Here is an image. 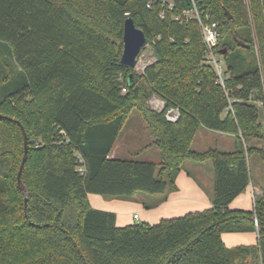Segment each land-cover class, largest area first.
I'll list each match as a JSON object with an SVG mask.
<instances>
[{
	"label": "trees",
	"instance_id": "obj_1",
	"mask_svg": "<svg viewBox=\"0 0 264 264\" xmlns=\"http://www.w3.org/2000/svg\"><path fill=\"white\" fill-rule=\"evenodd\" d=\"M175 2L162 18L156 0H0V46L13 59L0 70V264H264V193L253 210L230 207L252 183V156L264 165L253 144L264 140V0L198 2L219 25L223 84L197 20L175 19L190 0ZM129 16L156 57L143 74L121 64ZM133 109L160 164L109 158ZM201 128L234 136L235 149L193 150ZM185 161L211 163V208L120 227L90 204L177 191ZM256 219V244L225 245L226 233L257 232Z\"/></svg>",
	"mask_w": 264,
	"mask_h": 264
},
{
	"label": "crops",
	"instance_id": "obj_2",
	"mask_svg": "<svg viewBox=\"0 0 264 264\" xmlns=\"http://www.w3.org/2000/svg\"><path fill=\"white\" fill-rule=\"evenodd\" d=\"M203 129L205 128H201L198 131L196 137L202 133ZM211 132L216 131L208 130L207 132H203L204 134L200 135V140L207 141L211 139ZM136 133L133 134V136L139 138V133ZM218 133L222 135L223 138H220V140L223 141L224 145L229 144L230 147H232V139L235 137L226 133ZM146 135L149 142L147 144L150 145V143H153V140H150L148 134ZM117 148L118 146L116 145L109 155V158L124 160L118 156ZM141 150H143V148ZM147 151H149L150 155L145 162L161 163L160 151L157 152L152 146ZM250 168L252 183L245 194L231 203L230 207L233 210H253L255 198L264 193V185L255 182L251 162ZM213 177L214 173L210 162L199 163L195 161H185L181 170L176 174L175 182L177 191H168L152 200H148L149 198L138 199L136 194L131 200L89 195V201L94 209L115 213L117 215V225L120 227L135 223L154 225L164 219L183 216L190 212H201L211 208L214 186ZM135 215L139 216V221L134 220ZM257 239V232L226 233L223 235V241L228 247L253 245L257 243Z\"/></svg>",
	"mask_w": 264,
	"mask_h": 264
},
{
	"label": "rangeland",
	"instance_id": "obj_3",
	"mask_svg": "<svg viewBox=\"0 0 264 264\" xmlns=\"http://www.w3.org/2000/svg\"><path fill=\"white\" fill-rule=\"evenodd\" d=\"M0 70L2 69V59H5L7 62L13 63V59L10 57L9 54L4 53L2 55V48L3 51L6 49L3 46H0ZM123 53V50H122ZM146 59L145 62H153L156 57L153 53V50L150 47H147L144 50ZM157 98H153V101ZM150 101L148 104L149 106L154 109V105H152ZM257 106L261 109V121L264 124V106H262V103L257 104ZM155 110V109H154ZM208 129H203L201 134H204L203 132H207ZM139 133V138H136L133 136L135 133ZM136 133V134H137ZM149 136L150 140H154L152 135L150 134L149 128L147 127V124L143 120L141 113L137 109H133L131 113L129 114V117L127 119V122L125 123V126L123 127L121 134L117 141V150H118V156L125 160H134V161H147L148 156L150 155L149 148L152 146L159 152V149L153 144L149 143L147 140V135ZM200 135L196 137V140L192 146L193 150H203L206 151L208 149H219L222 151H233L236 147V139L233 138L232 140V147H230L229 144L223 143V141L220 140V138H223L222 135L218 132H211V139L207 141H201ZM253 144L258 148L261 149L264 152V140L263 141H254ZM143 148V150H141ZM141 150V151H138ZM160 154V153H159ZM259 157L258 154H255L251 158V165L253 169L254 179L256 183H260V185H264V165ZM210 166V165H207ZM259 166V167H257ZM209 191V190H208ZM160 195H150L146 193H137V198H149L148 200H152L157 198Z\"/></svg>",
	"mask_w": 264,
	"mask_h": 264
},
{
	"label": "built area",
	"instance_id": "obj_4",
	"mask_svg": "<svg viewBox=\"0 0 264 264\" xmlns=\"http://www.w3.org/2000/svg\"><path fill=\"white\" fill-rule=\"evenodd\" d=\"M200 0H190L191 6L188 8L181 9V14L177 15L175 19L179 22L186 23L191 20H197L200 26V30L202 33V37L204 43L206 45V57L205 60L208 64H210L216 71L220 82L223 84L225 79V70L226 66L220 54L216 53V49L219 46V42L221 39V33L219 30V25L217 22H210L209 17L205 15L204 7L199 5ZM156 2H160L164 7V11L161 13V17L164 18L166 15L165 10L172 11L176 8L175 0H156ZM151 4H148L150 7ZM151 45H146V48ZM145 48V49H146ZM142 48L140 54L137 57V65L134 68L135 71L139 74H143L146 70L147 66L152 64L153 62H145L146 56L144 50ZM152 49V48H151ZM126 92V89L123 90ZM152 105H154V109L157 111H163L165 109V104L163 101L156 99L151 100ZM181 116V110L176 107H171L167 109L165 113V117L169 122L175 123L179 120ZM134 220L139 221L140 218L138 215L134 216ZM255 226L257 228V237L260 238L259 234V223L258 220H255Z\"/></svg>",
	"mask_w": 264,
	"mask_h": 264
},
{
	"label": "water",
	"instance_id": "obj_5",
	"mask_svg": "<svg viewBox=\"0 0 264 264\" xmlns=\"http://www.w3.org/2000/svg\"><path fill=\"white\" fill-rule=\"evenodd\" d=\"M226 14L229 16V13L226 11ZM229 19H232L231 16H229ZM146 35L144 31L137 27L135 20L133 17H127L124 22V29H123V53L121 57V64L126 67L135 68L137 65V57L140 54L142 48L146 45ZM238 46L242 48H249V45L238 42ZM225 52H223L224 54ZM135 84L134 76L131 75L129 78V85L133 87ZM24 132V129H22ZM25 134V132H24ZM27 154H28V146L25 144V156L23 158V162L21 164L19 174H18V185L22 191L25 190V188L22 185V173L23 169L27 160ZM27 202V200H26Z\"/></svg>",
	"mask_w": 264,
	"mask_h": 264
}]
</instances>
